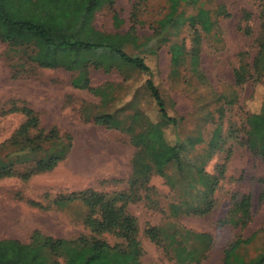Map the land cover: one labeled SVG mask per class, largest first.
<instances>
[{"label": "trees", "instance_id": "1", "mask_svg": "<svg viewBox=\"0 0 264 264\" xmlns=\"http://www.w3.org/2000/svg\"><path fill=\"white\" fill-rule=\"evenodd\" d=\"M145 1L131 3L128 27L120 32L124 22L114 9L115 0H0V43L5 45L3 59L9 78H32L39 69H60L69 73L68 84L72 89L98 98V106L81 108L82 121L124 134L133 148L130 174L123 191L107 194L84 189L58 194L45 198L46 206L26 201L29 206L43 210H65L79 204L81 233L70 238H51L34 232L32 236L38 240L34 248L16 241L0 242V247L8 246L38 264H94L97 261L140 264L138 226L127 206L150 202L153 189L148 186V180L152 173L162 178L170 189L178 191L177 201L168 206L170 218L205 216L212 210V195L223 176L226 161L215 165L213 174H207L203 168L224 143L219 135V124L204 145L199 134L170 143L164 131L175 127L177 120L165 113L150 78L144 81V88L156 106L155 121L137 108L121 116L123 107L116 109L112 97L107 98L111 85H90V70L104 74L115 71L124 80L131 72L149 76L150 69L143 60L129 55L126 50L141 49L154 55L162 46L167 47L172 76L188 72L202 82L200 47L204 41L221 42L220 22L230 18L225 5L219 0H164L158 18L148 23L150 34L139 42L136 32L137 27L144 24L140 10ZM102 14L108 15L114 32L101 31L94 26L96 18ZM250 18L248 11H240L237 29L245 37L252 34L248 25ZM256 19L254 55L247 63L245 53H239L237 67L232 72L233 87L237 89L247 82L264 83V0L258 4ZM231 102V99L225 100V103ZM124 106L132 105L129 101ZM12 113H19L22 121L0 143V179L16 178L25 182L52 171L70 151V134L61 133L54 125L41 126L37 113L25 102H10L3 114ZM241 131L239 144L264 164V102L256 113L245 117ZM229 136L231 133L226 138L235 139V134ZM199 145H203L200 152L191 158ZM257 181L264 186V177ZM263 198L264 193L260 200ZM248 207V197L242 196L236 204L240 227L250 220ZM143 235L172 264H202L213 247L209 234L194 232L173 222L148 227ZM259 237H264V225L247 237L235 236L223 248L220 263L264 264V243L250 252ZM0 264L11 263L0 260Z\"/></svg>", "mask_w": 264, "mask_h": 264}, {"label": "rangeland", "instance_id": "2", "mask_svg": "<svg viewBox=\"0 0 264 264\" xmlns=\"http://www.w3.org/2000/svg\"><path fill=\"white\" fill-rule=\"evenodd\" d=\"M137 1L115 0L114 9L124 22L120 32L127 29L130 5ZM219 1L225 5L230 18L220 22V43L204 41L201 44V83L188 72H181L178 76L169 73L166 46H162L154 55L141 49L126 50L129 55L143 60L150 69L149 76L131 72L124 80L115 71L108 74L100 70L89 72L91 86L111 85L107 98L112 97L116 109L123 107L121 116L137 108L149 120L155 121L157 109L144 88V81L150 78L162 99L165 113L177 120L175 127H167L164 131L170 143L199 134L204 145L217 124L220 127L219 135L224 140L221 150L214 152L203 168L207 174H213L214 166L226 161L223 176L212 195L214 206L207 215L170 218L168 206L177 201L178 191L170 189L162 178L153 173L148 180V186L153 189L150 202L140 201L127 206V211L136 219L138 226L137 237L142 250L140 264H172L143 235L148 227L173 222L194 232L209 234L213 247L202 264H221L223 248L235 236L247 237L264 225V198L260 200L264 186L257 181L264 177V164L238 141L242 136L245 117L256 113L264 102V83L247 82L237 89L233 87L232 80L238 54L245 53L247 63L254 55L253 38L260 0ZM163 5L164 0L144 2L140 10V19L144 24L138 26L136 32L139 42L150 34L148 23L158 18ZM241 10L251 14L248 25L252 34L249 37L243 36L237 29ZM94 26L101 31L114 32L106 14L99 15ZM185 44L188 45L187 40ZM4 51L5 45L0 43V143L22 121L19 113L3 114L12 101L25 102L37 113L41 126L54 125L61 133L70 134L72 139L68 155L52 171L25 182L16 178L0 179V242L16 241L34 248L38 245V240L32 236L34 232L51 238H70L81 233L82 208L76 203L65 210H43L29 206L26 201L46 206L45 198L58 194L84 189L107 194L123 191L130 174L133 148L124 134L82 121L81 108L84 105L89 108L98 106V98L86 91L72 89L68 84L69 73L60 69H39L32 78L11 80L3 59ZM230 99L231 104L225 103ZM129 101L132 106H124ZM229 133V137L235 134V139L226 138ZM203 145L196 147L191 158L200 152ZM242 196L249 199L250 220L244 227H240V213L236 208ZM263 243L264 237H259L250 252ZM0 260L11 264H38L8 246L0 247ZM103 261L106 262L107 257Z\"/></svg>", "mask_w": 264, "mask_h": 264}]
</instances>
